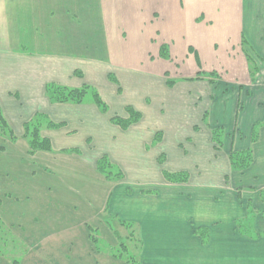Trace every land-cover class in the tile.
Returning a JSON list of instances; mask_svg holds the SVG:
<instances>
[{"label":"crops","instance_id":"0c3cea01","mask_svg":"<svg viewBox=\"0 0 264 264\" xmlns=\"http://www.w3.org/2000/svg\"><path fill=\"white\" fill-rule=\"evenodd\" d=\"M56 6L60 15L54 28L69 33L84 28L87 41L102 28L108 62L85 50L77 54L74 46L50 43L45 34L58 32L48 21ZM82 9L84 19L79 20L75 14ZM11 33L33 35L32 43L43 53H29L22 38L12 45L5 36ZM162 45L171 49L172 62L160 54ZM134 49L148 50L135 57L139 55L129 52ZM260 62L264 63V0H0V109L14 132L23 136L24 124L41 113L45 122L39 131L50 141L48 153L64 152L59 156L94 169L101 156L109 157L121 179L111 190L106 211L121 221L131 217L123 207L130 189L136 194L151 187L170 190L185 197L183 205L191 203L204 212L197 223L188 218L152 220L153 224H145L142 217L134 220L143 250L151 248L166 259L160 264H219L223 252L212 255L204 248L195 226L226 223V195L242 191L250 194L249 201L257 196L256 203L264 205V85L252 83ZM76 70L105 100L118 95L109 80L115 76L124 91L135 95L137 102L132 104L142 113L141 121L123 130L112 123V112L103 113L94 100L50 99L51 84L79 87ZM212 73L237 88L212 89ZM146 90L154 94L150 104ZM206 111L208 121L203 120ZM213 129L222 131V148L216 147ZM24 140L30 143V137ZM247 150L253 157L249 168L243 172L232 167L231 154ZM164 172H187L188 179L169 182ZM144 205L143 201L139 207ZM259 238L256 234V245ZM168 240L180 248L178 255L164 249Z\"/></svg>","mask_w":264,"mask_h":264},{"label":"rangeland","instance_id":"374dc122","mask_svg":"<svg viewBox=\"0 0 264 264\" xmlns=\"http://www.w3.org/2000/svg\"><path fill=\"white\" fill-rule=\"evenodd\" d=\"M87 4L90 3L87 2ZM51 10L48 21L52 25L51 28L58 32L45 34L50 43L66 44L71 48L74 46L76 47L74 52L77 54L85 50V53L98 56L102 61L110 60L105 50L106 36L102 34V28H99L100 34H91V39L87 41L84 37L88 34L84 28L78 33H69L61 27L54 28V25L57 27L56 16L60 15V8L56 6ZM83 12L84 9L75 16L83 20L84 16H80ZM5 36L9 38L12 45L17 44L21 38L25 40L29 53H43L44 49L38 51L32 43L33 35L31 34L11 33ZM147 50L134 49L129 52L132 55H139ZM49 52L53 54L57 50ZM149 52L154 54L155 51L151 49ZM160 52L164 56L163 59L172 62L171 49L162 45ZM135 57H141V55ZM261 62L256 64L252 83L255 85L260 82L257 85L262 88L264 63ZM77 70L75 79L79 81V87L51 84L47 86L50 99L57 103H82L85 100H94L95 93L100 95L93 85L85 80L83 72ZM210 76H213L210 84H213L214 90L221 88L222 85L237 88L236 83L224 82L221 81L222 77H214L216 73ZM109 80L116 84L118 95L110 96V99L106 100L101 95L100 97L108 106V111L112 112L111 121L114 116L129 118L131 115L130 110H127L129 108L139 113L137 120L126 128L116 124L123 130H127L140 122L143 115L132 104L137 102L135 95H132V90L125 88L124 91L122 83H119L115 76L109 77ZM169 84L175 85L174 81H169ZM81 88L87 91L81 102L72 99L60 100L63 89ZM145 95L148 104L153 102V93H148L146 90ZM124 101L128 104L123 107ZM122 110L123 113H121ZM0 114L7 121L1 109ZM42 117L41 113H37L30 120L32 121L31 131L33 128L41 129L45 122ZM208 117L209 112L206 111L203 120L208 121ZM15 133L16 138L13 137V133L0 125V264H160V261L166 259L154 255L151 248L143 250L145 243L139 236V227L134 220L142 217L145 224H153L152 220L158 223L162 219L163 223L171 219L180 221V219L188 218L189 221L196 222V219L204 213L199 209L195 210L191 203L185 202L183 205L185 197L170 190L162 191L151 187L136 194L133 189H130L131 192L126 193L130 199L128 202H123V207L131 217L127 222L121 221L122 218L117 214L115 215L118 218L110 216L106 211L112 194L111 190L121 179L117 167L112 164L109 157L104 168L101 169L97 164V168L94 169V167L86 166L84 161L70 156H59L65 155L64 152L48 153L51 150L34 149L24 140L27 137L25 134L22 136L18 131ZM219 133L221 135L222 131L213 129L214 140H222L219 138ZM220 145L217 143L216 147L222 148L223 141ZM250 153V150L232 153L231 166L245 172L249 166L244 168L241 164L244 163L243 166L252 164L253 157ZM103 157L105 156H101L100 159ZM235 157L237 164L233 162ZM249 197L250 194H243L242 191L226 195L224 197L226 223L214 222V225L195 226L194 233L201 238L204 246L207 245L204 248L212 255L219 253L216 252L218 250L220 253L223 252L224 258L223 260L219 258V264H264V255L260 253V250H264V205L256 203L257 196L255 201H252L251 197L252 200L249 201ZM134 198H136L135 204ZM141 199L145 204L142 208L139 207V204L143 202ZM133 224L134 228H132ZM211 229H213L212 234ZM200 230L204 231L206 242L203 241ZM146 234L147 231L144 235ZM256 234L262 237L259 238L257 245L254 239ZM212 235H217V238H212ZM181 236L185 238L183 233ZM166 248V251L172 252V255H178L180 249L177 244H172L169 240L164 243V249ZM257 251L258 254L255 253Z\"/></svg>","mask_w":264,"mask_h":264},{"label":"trees","instance_id":"16d2710c","mask_svg":"<svg viewBox=\"0 0 264 264\" xmlns=\"http://www.w3.org/2000/svg\"><path fill=\"white\" fill-rule=\"evenodd\" d=\"M61 92H63V93H61V95H60V96H62L60 98V100H63V101L72 99L74 101L81 102L84 99L85 94H87V91L85 88L72 89V90L63 89ZM94 102L97 104V106H99V108L103 112L108 111V106L106 105V103L103 101V99L100 97V95L98 93H95ZM127 110H130L129 112H131V115L129 118L123 119L121 117L114 116L112 118V122L115 124L121 125L123 128H126L131 123L135 122L137 120V117L139 116V113L134 111L132 108H129ZM1 115L2 114H0V125L4 126L6 129H8L9 132L13 133V137L16 138L14 130L8 124V122L5 120V118L2 117ZM31 123H32V121L24 124V128L26 130L25 135L27 137H31V141H30L31 147L34 149L43 148L45 150H51V144H50L49 139L41 137L40 131L38 130V128H33V130L31 131V129H30V127L32 125ZM30 131H31V133L29 134ZM215 141L217 143H219V145H220L219 140L215 139ZM250 155H251V153H250ZM233 162L237 164L236 157L233 158ZM106 163H108V161H107V157L105 156L98 161V167H100L102 169V167L104 168V166H106ZM161 163H163V161ZM243 164L244 163H242L241 166L244 168H246L247 166H250L248 164H245L243 166ZM164 176L170 182H184V181H187V179H188V173L187 172H174V173L164 172ZM202 230H200L199 233L201 236H203V241L206 242V235L203 233L204 231H202ZM92 237H94V236H92ZM94 240L97 241L95 237H94Z\"/></svg>","mask_w":264,"mask_h":264}]
</instances>
